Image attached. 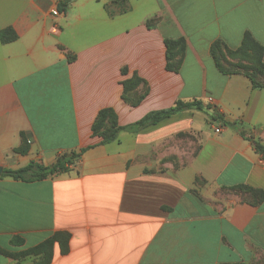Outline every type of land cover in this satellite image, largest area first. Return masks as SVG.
<instances>
[{
  "label": "crops",
  "instance_id": "1",
  "mask_svg": "<svg viewBox=\"0 0 264 264\" xmlns=\"http://www.w3.org/2000/svg\"><path fill=\"white\" fill-rule=\"evenodd\" d=\"M60 1L0 0V31L17 33L0 38V166L93 147L40 181L1 175L0 245L21 251L62 231L69 251L56 243L51 264H264V200L233 189L264 191V88L211 55L246 32L264 45V0ZM181 38L170 68L166 40ZM179 100L203 108L109 143L93 135L102 109L128 126Z\"/></svg>",
  "mask_w": 264,
  "mask_h": 264
},
{
  "label": "trees",
  "instance_id": "2",
  "mask_svg": "<svg viewBox=\"0 0 264 264\" xmlns=\"http://www.w3.org/2000/svg\"><path fill=\"white\" fill-rule=\"evenodd\" d=\"M70 0H61L59 4V10H66ZM0 38L3 42H11L17 38V33L11 27L5 28L0 31ZM167 46V59L169 67L178 69L180 63H172V60L181 52H184L186 48V42L184 39L166 40ZM211 55L215 61L217 68L224 74L243 73L247 75L254 87L264 88V45L258 42L250 32L244 34L241 45L236 49H230L221 39L216 40L211 45ZM140 79L136 81L125 82V90L128 91L138 84ZM202 109L203 105L200 100L193 102H183L179 100L174 106L168 109L154 111L136 123L128 126H122L118 123V118L115 110L111 107L102 109L97 115L92 131L93 135L100 136L102 138L101 144L115 141L118 138L119 132L122 130H138L147 125L157 123L161 119L170 116L176 112L185 109ZM24 137V136H23ZM256 146L260 149L262 145L256 142ZM90 145L83 148L80 152L61 154L58 156L57 161L52 165H44L42 163L31 161L27 165L20 168H5L3 170V176L11 177L15 180H21L24 182H35L47 178L50 175H54L60 172H65L70 169L71 165H74L76 161L82 156V154L89 148ZM19 152L27 151V140L23 138V146L18 148ZM233 189L243 193L248 198L251 197L253 203L258 204L264 200V191L258 188H253L244 184L235 186ZM250 199V198H249ZM70 235L67 232H56L51 237L38 243L35 246L29 247L21 251H11L0 245V254L13 258L15 260H21L26 257H36L32 264H51L54 257V246L59 244L61 253H67L69 251ZM13 244L20 245L24 243L22 237H15Z\"/></svg>",
  "mask_w": 264,
  "mask_h": 264
},
{
  "label": "built area",
  "instance_id": "3",
  "mask_svg": "<svg viewBox=\"0 0 264 264\" xmlns=\"http://www.w3.org/2000/svg\"><path fill=\"white\" fill-rule=\"evenodd\" d=\"M210 100H212V99L210 98ZM215 131H216V132H220V131H221V127L218 126V127L215 129Z\"/></svg>",
  "mask_w": 264,
  "mask_h": 264
},
{
  "label": "water",
  "instance_id": "4",
  "mask_svg": "<svg viewBox=\"0 0 264 264\" xmlns=\"http://www.w3.org/2000/svg\"><path fill=\"white\" fill-rule=\"evenodd\" d=\"M2 173H3V167L0 166V177H1Z\"/></svg>",
  "mask_w": 264,
  "mask_h": 264
}]
</instances>
